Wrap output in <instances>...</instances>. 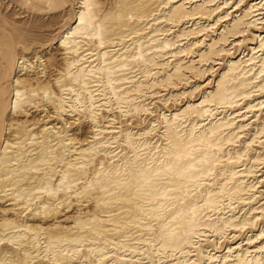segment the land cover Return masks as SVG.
I'll return each mask as SVG.
<instances>
[{
  "label": "bare ground",
  "instance_id": "obj_1",
  "mask_svg": "<svg viewBox=\"0 0 264 264\" xmlns=\"http://www.w3.org/2000/svg\"><path fill=\"white\" fill-rule=\"evenodd\" d=\"M19 2L0 264H264V0Z\"/></svg>",
  "mask_w": 264,
  "mask_h": 264
},
{
  "label": "rangeland",
  "instance_id": "obj_2",
  "mask_svg": "<svg viewBox=\"0 0 264 264\" xmlns=\"http://www.w3.org/2000/svg\"><path fill=\"white\" fill-rule=\"evenodd\" d=\"M24 7L19 0H0L1 14L23 26L29 33L48 34L57 25L56 19L58 18L57 15H54L55 13L43 15L37 12H29Z\"/></svg>",
  "mask_w": 264,
  "mask_h": 264
}]
</instances>
